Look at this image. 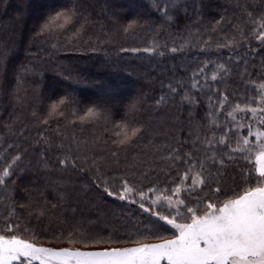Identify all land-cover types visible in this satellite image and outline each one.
I'll return each instance as SVG.
<instances>
[{
	"label": "snow or ice",
	"instance_id": "snow-or-ice-1",
	"mask_svg": "<svg viewBox=\"0 0 264 264\" xmlns=\"http://www.w3.org/2000/svg\"><path fill=\"white\" fill-rule=\"evenodd\" d=\"M143 7L156 14L161 27L173 26L180 15L188 18L182 43L167 48L168 52L194 50L215 55V59L211 55L203 60L191 57L194 67L189 70L186 65L181 66L188 73L187 78L165 85L169 95H161L155 102L160 107L169 98L180 96L181 105L189 109L187 121L176 118L179 128L171 137L174 143H166L163 153L155 148L156 159L139 173L147 179L159 168L164 173L163 184L157 180L145 187L130 179L136 172L121 175L117 170L106 174L102 169L109 166V161L93 151L101 144L111 143V163L119 165L120 150L137 144L145 131L133 115L140 110L138 103H132L116 120L107 107L94 104L81 109L76 92L66 91L49 99L42 116L36 111L31 114L36 126L44 128L35 144L43 145L38 149V164L45 171L53 170L46 153L55 148V171L95 172L92 185L102 198L135 206L133 231L128 233L137 238L134 246L82 251L39 245L34 233L25 238L24 233L30 229L27 224L21 228L12 177L30 170L32 163L24 161L27 149L19 151L18 144H7L0 148V209H7L0 212V264H264V0H219L214 10L218 18L213 19H206L208 5L204 0H146ZM89 23L83 5L71 0L69 5L47 13L34 37L43 38L53 52L80 51ZM146 27L151 30L153 24L134 19L120 25V30L125 36H133ZM104 36V40L89 36L83 43L97 52L98 45L112 42L107 33ZM118 52L165 55L154 41L148 47H121ZM258 57L259 70L253 78L249 68L257 66ZM33 71L30 65L21 66L13 90L16 104L25 102L23 77ZM233 75L239 77L235 89L227 92L216 87ZM200 109L203 114L198 116ZM60 120L66 121L65 127L102 126L109 138L97 137L90 147L87 141L65 136L57 123L58 142H54L47 136V129ZM5 127L16 135L13 124L6 123ZM14 149L15 154L9 155ZM144 163L140 160L128 167L139 168ZM54 183L57 197L62 198L65 181L58 178ZM165 233H171L170 238ZM62 237L60 233L53 238ZM67 239L70 244L89 240L94 245L121 242L111 236L91 238L79 230L69 232ZM150 239L158 242H147Z\"/></svg>",
	"mask_w": 264,
	"mask_h": 264
},
{
	"label": "trees",
	"instance_id": "trees-1",
	"mask_svg": "<svg viewBox=\"0 0 264 264\" xmlns=\"http://www.w3.org/2000/svg\"><path fill=\"white\" fill-rule=\"evenodd\" d=\"M39 1L0 0V148L6 147L7 144H18L19 151L27 149L24 161L32 163L30 170L12 177L15 180L14 200L21 228L27 224L30 229L28 233H24V237L31 238L34 233L37 237L35 242L39 245L54 248L72 247L84 251L134 246L137 238L135 235L129 236L128 233L133 231L132 224L137 215L135 206L108 197L102 198L92 185L95 172L81 174L55 171V148L46 153L49 167L53 170L45 171L38 164V149L43 145L35 144L44 128L36 126L31 114L36 111L42 116L49 99L58 98L66 91L76 92L81 101V109L94 104L107 107L116 120L124 116L132 103H138L140 110L133 115L135 120L144 126L145 131L137 144L120 150L119 165L111 163L108 152V149L114 147L111 143L101 144L93 151L98 157L109 161V166L102 169L106 174L117 170L121 175L136 172L137 175L130 176L136 183L147 187L159 180L163 184L165 177L159 168L152 171L147 179L139 173L147 170L156 159L155 148H159L163 153L166 143H174L171 137L177 134L179 128L176 118L187 121L189 109L181 105L180 96L169 98L167 103L160 107H157L155 102L161 95H169L165 85H175L177 79L187 78L188 73L181 66L186 65L189 70L194 67L191 57L198 56L203 60L206 55L215 59V55L200 54L194 50L182 54L168 52L167 48L178 47L182 43V35H186L185 26L189 20L180 15L173 26L161 27V21L156 14L143 7L146 0H78L90 18L80 41L81 50L62 49L53 52L50 44L43 43V38H35L34 33L47 13L54 8L69 5L71 0H50L43 6ZM204 2L208 5L206 19L218 18L214 10L219 0ZM35 13L37 14L34 16ZM134 19L148 21L153 24V28L138 29L135 35L125 36L120 30V25ZM115 21H119V24ZM169 32L174 35L170 37ZM104 33L111 37L112 42L98 45L100 50L97 52L90 51L89 46L83 43L89 36L104 40ZM153 41L161 45L165 55L118 52L121 47H148ZM261 55H264V52ZM258 62L259 57L255 62L257 66L249 68L253 78L259 70ZM25 65H30L34 71L23 77V87L27 90L25 102L16 104L13 100V90L21 66ZM238 79V76L233 75L231 79L219 83L216 87L230 92L236 88ZM76 81L81 83L77 84ZM97 88L101 90L100 96L96 95ZM202 114L203 109L198 110V116ZM6 123L14 125L16 135L8 132ZM57 123L65 136H75L79 141H87L90 147L97 137L101 140L109 138L102 126L76 124L65 127L66 121L60 120L51 123L47 129V136L54 142H58ZM180 135L183 138L184 134ZM15 152L14 149L9 155H14ZM140 160L145 163L139 168L128 167ZM58 178L65 181L62 198L56 195L57 186L54 182ZM9 183L11 184V181ZM21 204H31V207L21 208ZM45 204L49 206L45 207ZM52 204L56 207L52 208ZM6 211V208L0 209V212ZM41 211L44 212L43 216L39 215ZM75 230L87 233L91 238L107 239L111 236L121 242L94 245L89 240L87 243L78 241L70 244L67 234ZM60 233H63L60 240L53 238ZM165 236L170 238L171 233H165ZM147 242L158 241L150 239Z\"/></svg>",
	"mask_w": 264,
	"mask_h": 264
},
{
	"label": "rangeland",
	"instance_id": "rangeland-1",
	"mask_svg": "<svg viewBox=\"0 0 264 264\" xmlns=\"http://www.w3.org/2000/svg\"><path fill=\"white\" fill-rule=\"evenodd\" d=\"M48 1H50V0H40L39 2H40V4H41V6H43L44 4H46V2H48ZM37 13H35V14H33L34 16L36 15ZM96 92H97V96L99 95H101V90H99V88H97L96 89ZM122 92V91H121ZM114 93H118V91H114ZM126 93H127V90H126ZM46 247H49V246H46ZM54 248V247H53ZM82 251H84V250H82Z\"/></svg>",
	"mask_w": 264,
	"mask_h": 264
}]
</instances>
